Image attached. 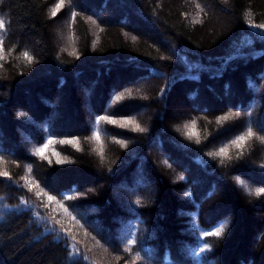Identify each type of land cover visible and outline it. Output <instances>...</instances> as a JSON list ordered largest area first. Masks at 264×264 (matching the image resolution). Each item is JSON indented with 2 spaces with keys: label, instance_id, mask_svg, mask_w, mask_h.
Wrapping results in <instances>:
<instances>
[{
  "label": "trees",
  "instance_id": "16d2710c",
  "mask_svg": "<svg viewBox=\"0 0 264 264\" xmlns=\"http://www.w3.org/2000/svg\"><path fill=\"white\" fill-rule=\"evenodd\" d=\"M58 3L0 0V264H264V0Z\"/></svg>",
  "mask_w": 264,
  "mask_h": 264
},
{
  "label": "snow or ice",
  "instance_id": "6c2138e0",
  "mask_svg": "<svg viewBox=\"0 0 264 264\" xmlns=\"http://www.w3.org/2000/svg\"><path fill=\"white\" fill-rule=\"evenodd\" d=\"M63 3H64V0H60V3H58V4L56 5V8L52 10V15H53V16H55V15H56V12H57L61 7H63ZM197 7L199 8L200 5L197 4ZM73 16H75V13H73ZM93 23H95V21H93ZM251 26H252V27L259 28V29H264V24H257V25H251ZM3 28H5V19H4L3 16H0V29H3ZM0 51H2V41H0ZM23 57H24L25 60H27V61H29V62H31L32 59H33V57H32V56L29 54V52H27V51H24V52H23ZM129 94H130V93H129ZM120 98H121V97H119V96L116 97L117 100H119ZM248 114L251 115V113H248ZM18 115H20V116H26L27 114L21 112V113H19ZM234 115H235V116H239L240 113H239V112H236ZM230 118H231V115H226V116L221 117L220 119H221V120H228V119H230ZM113 123H115V121H113ZM125 123L127 124V123H133V122H132V121H125ZM135 127H136V130H137V131H140V132L145 131V129L142 128V127H140L139 124H136ZM185 127H187V125H185ZM192 127H193V128L195 127V121H193V123H192ZM246 128H247L246 132H244V133L241 134V135H238L235 139H233V140L231 141V143H232L233 145H235L237 148H242L243 145H244V142H245L248 138H251V137L254 136V132H253V130H252V127H251L250 125H246ZM191 135H192V133H189V136H191ZM258 138L261 139L262 141H264V137H258ZM96 139H97V140L100 139V136H99L98 133L96 134ZM50 142H51V141H49V143H50ZM65 142H66V141H61V143H65ZM68 142H70V141H68ZM199 142H200L199 139H197V143H199ZM119 143H121L122 145H124V146L126 147V144H125L124 141H119ZM46 147H47V144H45L43 147L37 148V149L35 150L36 154H37V155H40V156H43ZM227 154H228V148H227V147H221L218 151H215V152H209V153H208V155L211 156V157L227 156ZM165 163H167V161H165ZM221 163H223V160H221ZM170 166H171V165H169V167H170ZM28 170H29V172H31V168H29ZM7 175H8V174H7L6 172H0V176H7ZM177 179L180 180V181H183V180L185 179V177H184L183 174H180V175L177 177ZM240 183H243V181H240ZM262 193H264V187L258 188V189L256 190V195H257V196H259V195L262 194ZM185 195H186V196H187V195H190V193H185ZM64 198H65V199H71V197H64ZM48 199H49V200H52V199H54V197L49 196ZM25 203H26V202H25ZM135 203H136L137 205H140V204H141L140 199H137V200L135 201ZM223 229H224V225H221L220 227H217V228L215 229V231L208 230V231L203 232L202 235H203L204 237H209V236H219V235L221 234V232L223 231ZM127 243H128L129 245H135V244H137V238H136V236L130 234V238H129V240L127 241ZM208 248H209L208 244L205 243L202 247L199 248V252H200V253H204V252L208 251ZM137 258H139V254H138Z\"/></svg>",
  "mask_w": 264,
  "mask_h": 264
},
{
  "label": "rangeland",
  "instance_id": "374dc122",
  "mask_svg": "<svg viewBox=\"0 0 264 264\" xmlns=\"http://www.w3.org/2000/svg\"><path fill=\"white\" fill-rule=\"evenodd\" d=\"M69 23L63 25L62 29H60V32H61L60 37H62V45H63L62 50L64 52L66 50H67V52H72L75 50V43H74L75 38H74L73 32H71V28H70L71 24H69ZM94 28H95L94 32L98 33L95 25H94ZM155 150L160 151L159 148H155ZM26 203L27 204L29 203L32 207L35 208L36 212H38L37 216L44 217V219L49 223V224H46V226L49 230L54 232L58 237L62 238V240H64L65 242H69L68 244L72 247L73 250H75L77 252V254L80 252V249H78L79 245L75 241H73V239L65 231H63L59 226L54 225V223L50 221V219L46 216L44 211L39 206L32 204L30 202H27V201H26ZM22 204H24V202ZM44 219H42V221Z\"/></svg>",
  "mask_w": 264,
  "mask_h": 264
}]
</instances>
